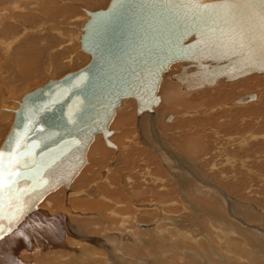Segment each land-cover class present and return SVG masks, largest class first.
I'll return each instance as SVG.
<instances>
[{
  "label": "water",
  "instance_id": "1",
  "mask_svg": "<svg viewBox=\"0 0 264 264\" xmlns=\"http://www.w3.org/2000/svg\"><path fill=\"white\" fill-rule=\"evenodd\" d=\"M253 11L257 13L251 20L253 28L225 16L236 12L244 20ZM83 12L86 19L79 28L78 47L89 60L32 87L13 109L0 145V166L16 170L28 186L43 179L15 197L8 196L9 184L0 183L2 221L23 219L49 191L69 184L83 167L97 133L110 144L108 126L121 100L133 98L136 113L151 111L159 102L155 92L160 76L171 64L192 61L194 68L204 71L185 73L184 65L171 74L189 91L220 78L264 73V49L255 58L233 62L252 47H264V1L252 8L245 0H109L104 8ZM244 33L246 41L237 44ZM255 98L251 92L233 102L245 104Z\"/></svg>",
  "mask_w": 264,
  "mask_h": 264
},
{
  "label": "rangeland",
  "instance_id": "2",
  "mask_svg": "<svg viewBox=\"0 0 264 264\" xmlns=\"http://www.w3.org/2000/svg\"><path fill=\"white\" fill-rule=\"evenodd\" d=\"M108 1L0 0V145L11 126L13 109L23 93L32 87L40 86L46 78L57 79L66 72L77 70L89 60V55L78 47L79 28L86 19L83 9L92 11L104 8ZM176 64L171 66L170 70L175 67L180 69L182 65L194 67L191 64ZM170 70L169 72L174 74L175 70ZM256 77V82L250 86L253 88L249 90L241 88V83L236 87V81L234 87L231 82H226L225 87L223 86L226 90L219 89L221 92L224 91L225 96H220L222 101L218 103L206 97L210 103L206 100V106L205 104L202 106L204 108L200 109L195 105L184 108L189 111L185 116L174 112L177 118L169 123L164 122L163 116L171 112L163 113L162 110L157 116V122L152 120L158 137L171 151V156L179 160L176 155H181L186 158L185 162L194 165L190 169L191 165L188 164L187 168L191 173L188 175L183 173L182 176L185 175L184 177H189L191 180L189 183L191 192H186L195 199V209L187 205L183 199L184 189L175 181L169 168L159 160L156 176L163 181L162 185H159L162 189L158 188L153 192L133 191L132 197L129 198L131 207L123 211L130 217L128 219L130 229L135 228L139 231L138 224H148L163 229L161 230L163 232L169 229L168 231L173 235L163 234V237L154 230L155 228L139 231L145 236L141 249H135V255L139 258L151 259L152 263L149 264L156 262V259L153 260L155 255L146 252L140 255L137 252L141 253L148 248L152 235L156 237L157 234L162 236L161 239L158 238L161 245L172 252L164 256V262L170 259L166 264H205L195 260L190 253L208 261L207 264H243L240 263L239 255L249 257L250 264H264V74ZM243 79L247 78L242 77L238 80L242 82ZM246 92L258 93L259 100L243 106H228L227 100L230 102ZM179 110L180 108L176 111ZM132 113L133 111L127 113L129 121L127 119L123 125L118 126L125 128L126 124H130L127 126L129 132L127 138L134 137L133 140L139 141V117L131 115ZM178 122L190 124L188 128L194 134L190 138L191 145L198 144L203 150L198 149L199 151L193 152L194 154L185 151L189 144L187 139L179 136L181 132L180 127H177ZM118 129L116 126L112 128V133L115 131L114 134L118 136L116 139L120 137L126 139V136L119 134ZM182 142L185 143L184 146ZM152 149L140 147L145 153H151ZM159 150L164 152L162 149ZM139 154L141 155L140 151ZM141 157L143 155L139 156ZM155 158L158 160L157 155ZM139 162L141 161H138L137 166L139 172H135L134 175L137 177V182L143 185V180H148L153 174L149 172L150 170L144 169L142 162ZM177 169L180 171V168H175L176 172H179ZM130 171L131 169L120 171L116 173V177L131 175ZM197 171L201 172L200 179L194 175ZM201 177L206 185L201 181ZM149 182L146 181L147 184ZM170 183L171 186L172 184L177 186V189L173 187L174 189L171 190V186H168ZM201 190L209 192L201 194L199 192ZM134 196L136 198L133 199ZM150 201L159 204L160 210L158 211L157 206H147L140 210L135 208ZM238 206L244 209L253 208L263 216L259 214L261 218L257 220L248 218L246 214L245 218L239 214L241 212L238 210L241 209H238ZM246 212L251 214V210ZM114 227L119 228V224H115ZM248 239L251 242L249 245ZM230 243H233V247L238 250L237 253L230 252L232 247L231 245L228 247Z\"/></svg>",
  "mask_w": 264,
  "mask_h": 264
},
{
  "label": "bare ground",
  "instance_id": "3",
  "mask_svg": "<svg viewBox=\"0 0 264 264\" xmlns=\"http://www.w3.org/2000/svg\"><path fill=\"white\" fill-rule=\"evenodd\" d=\"M263 1L264 0H245V3L246 5H251L252 8H254V6H256L258 2ZM256 15L257 13L253 11V13H251L244 20H241L236 12H227L225 16H227V18H230L231 20H234V22H240L241 24L243 21L248 22L250 25H252L251 28H253L255 27V21L251 20ZM245 35L246 34L244 33L243 36L239 38L237 44H243V42L246 41L245 38L247 37H245ZM255 48L256 47L248 49L244 52L243 56H238L233 60V62H243L244 60H250L252 58H255L253 57L254 54L258 55L260 51L264 49V47H260V49ZM176 63L191 64L193 62L177 61ZM176 63L171 64L170 67L161 74L159 80L160 83L157 88V91L155 92V94L159 98V102L152 107L151 111L145 110V112L136 113V103L133 98L121 100L119 105L115 108L112 121L108 126V130L112 132V128L114 129V127L116 126L119 128V134H121L122 136H126V139L122 137L116 139L118 138V136L115 135V131H113V133L108 138L110 144H105L101 137V134L97 133L94 136L93 141L89 144L87 148V152L85 155V163L82 165L83 167L80 169L78 174L69 182V184L61 185L57 189L49 191L48 194H46L41 200H39L38 205L32 210V212L28 214L26 213V215L24 214V216L22 215L23 219L15 223L13 221L5 222L0 219V229H2L4 232L3 236L0 234V264H133L134 262H136V264H149V262L152 263L151 259L149 260V258H139L137 255H135V249H141L144 243L143 241L145 240L143 232L140 234L139 231H145L147 229L150 230L151 228L154 229L155 226L153 225L151 227L148 224H138L137 227L140 229L139 231H137L135 228L130 229L128 228V224L130 222H128V219L130 217L123 210L130 209L131 200H129V198L132 197L131 193L133 191L146 192V190H149L150 192H153L154 190H158V188H161V186L159 185H162L163 181H161V178L156 176L159 170V160L169 168L170 172L175 178V181L178 182V184H180L181 187L184 189L183 199H185L187 205H189L193 210L195 209V199H193L192 196H189V194L186 192H191L189 191L191 189V187H189V183L191 182V180L189 177H184L185 175L182 176L183 173L187 175L190 174V169L193 168L194 165H192V163L189 164L185 162L186 158L184 159V157H182L181 155H176L177 159L179 158V160H175V158L171 156V151L168 150L166 144H164V142H162L158 137V133L155 130L156 128L154 127L153 121H156L157 116H159L158 114L161 110L163 111V113L171 112V114H165V116L162 115L164 117V122L169 123L177 118V114L175 115L174 112H177L178 114L181 113L182 116H185L187 115V113H189V111L184 110V108L193 107L192 105H195L200 109L204 108L202 106L204 104L206 106V97L208 98V100L212 98L211 101L215 100V103L222 101L220 96L224 95V91L221 92L219 91V89H222L223 86L226 85V82H231L234 87V81H236V87H238L239 83H241V88H246L247 90H249L250 86H253L254 82H256V76L264 74L252 73L249 75H244L243 78L247 79H243L244 81L242 82L238 80L240 78L236 80H225L223 78H220L215 84L211 86L195 88L194 90L189 91L182 86L180 81L175 80L172 77L171 74H173V72H169L170 68H172L171 66H174ZM210 63L219 64L220 61H211ZM175 69H172L170 71H173ZM180 69H176L174 71V74ZM192 71H194L195 74L198 75H202L204 72L202 69L190 66H186L184 68L185 73H190ZM223 89L226 90L225 88ZM247 93L249 92L243 93L240 96H243ZM255 95L256 98L253 101H249L245 104L251 102L256 103V101H258L260 97L258 96V93H255ZM233 100H231L230 102L227 100L228 103H226L228 104V106L245 105L234 103ZM195 103H197V105ZM16 104H18V102ZM179 108L180 110L176 111ZM131 111H133L131 115H136L137 117H139V141L133 140L134 137L132 139H129V137L127 138L129 133L127 131V126H129L130 124H126L125 128L119 127L125 123V121L128 119L127 113ZM180 122H178L179 126H177L180 127L181 132L179 136L187 139V144H189L188 147H184L185 151H189V153L191 154L195 151H199L198 149L203 150L202 147L198 144H194V146L191 145L192 143L190 138H192L194 134H192L191 130H189L188 128V125L190 124H188V122ZM183 143L184 142H182V145ZM141 146L150 147L153 149L152 151L150 150L151 153H145L144 151L140 150ZM184 148H182L183 151ZM159 149L164 150V152L160 151ZM139 151L141 155H143V157L141 158H139V156H141L139 154ZM156 155L158 160L155 158ZM205 156H203V158ZM1 161H4V159H1ZM138 161L142 162V166L144 167V169L146 168V170H150L149 172L153 174L150 175L148 180H143V185L137 182V177L134 175L135 172H139L137 167ZM188 164L191 165L190 169L187 168ZM175 168H180V171L177 169L179 172H176ZM129 169H131V175H123L119 178L116 177V173H119L120 171H127ZM1 170H3L5 173H0V183L3 185L9 184V186L7 185L6 188L7 193H9L8 196L10 194H12L13 197L20 196L24 187L28 188V190H31L33 189L31 186L39 184L40 180L42 181L43 179H36L31 186H28L27 184H25L26 182L21 181L19 175L16 173V170H13L10 167L8 169L0 166V171ZM12 170L14 171V173ZM171 170H175V173ZM148 171H146V173H148ZM12 173L13 176L9 175ZM123 173L124 172H122V174ZM141 173L140 175H142ZM171 173L168 174L171 175ZM200 174L201 172L197 171L194 175L200 179ZM191 179L193 180V178ZM201 179V181L206 185V182H204L202 177ZM146 181H150L149 184H147ZM151 181L155 183H152ZM13 183H15L16 186L11 189L10 187ZM168 186H171V183ZM173 187H176L177 189V186H173V184L170 189L173 190ZM199 192L201 194H205L209 191L205 192L201 190ZM204 196L206 197V195ZM134 198L136 197L134 196L133 199ZM227 201L229 200L227 199ZM15 204L16 202L12 203V206H15ZM134 204H136V201L134 202ZM201 205H203V203ZM147 206H157L159 208L158 211L160 210V205L156 203H151V201L146 202V204L144 203L141 205H137L135 206V208L140 210ZM239 208L240 207L238 206V209ZM247 208H240L241 210L237 209L241 212L238 213L242 214L245 218L246 214H248V218L250 219L256 218L257 220H259L261 218V216H259V214L261 213H259L258 210L256 211L253 208ZM246 210H251L252 215L247 213ZM19 215H21V213H19ZM140 218L142 219V214H140ZM209 218L211 217L209 216ZM169 221H172V219H169ZM117 223L119 224V228L114 227V225ZM154 230H156L157 233L161 235L164 234L165 236H171L172 234V232L168 231L169 229L163 232L161 231L163 229L156 227ZM216 231L219 230L216 229ZM161 237L162 236H157V234L156 237L152 235L148 248H145L141 253L137 252V254L143 255L146 252V254L155 255V258L153 260L156 259V262L153 264H166V262H168L170 259L164 262V256L172 252H169V249H166V246L161 245L159 241ZM224 238H226V236H224ZM156 239H158V241ZM244 239L246 241L245 237ZM146 243L148 244V241ZM249 243L251 242L248 239L247 244L249 245ZM228 245V247L232 246L230 251L231 253H233V251L235 253L238 252V250L233 247V243H230ZM230 252L228 254H230ZM190 254L195 260L207 264L208 261L203 260V258L193 253ZM242 256L239 255L240 263L250 264V258Z\"/></svg>",
  "mask_w": 264,
  "mask_h": 264
},
{
  "label": "snow or ice",
  "instance_id": "4",
  "mask_svg": "<svg viewBox=\"0 0 264 264\" xmlns=\"http://www.w3.org/2000/svg\"><path fill=\"white\" fill-rule=\"evenodd\" d=\"M198 7H203V8H207V5H198Z\"/></svg>",
  "mask_w": 264,
  "mask_h": 264
}]
</instances>
